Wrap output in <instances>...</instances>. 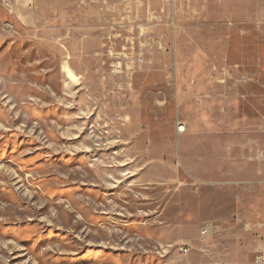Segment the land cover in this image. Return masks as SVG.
Returning a JSON list of instances; mask_svg holds the SVG:
<instances>
[{
	"label": "rangeland",
	"instance_id": "374dc122",
	"mask_svg": "<svg viewBox=\"0 0 264 264\" xmlns=\"http://www.w3.org/2000/svg\"><path fill=\"white\" fill-rule=\"evenodd\" d=\"M251 168L264 0H0V264H256Z\"/></svg>",
	"mask_w": 264,
	"mask_h": 264
},
{
	"label": "crops",
	"instance_id": "0c3cea01",
	"mask_svg": "<svg viewBox=\"0 0 264 264\" xmlns=\"http://www.w3.org/2000/svg\"><path fill=\"white\" fill-rule=\"evenodd\" d=\"M258 176H260V171L253 168L237 175L236 207L239 215L238 222L242 229L252 225L254 229L262 233L264 231V199H258V197L261 196L259 188L264 186V181L260 180ZM256 207L259 208L256 209ZM255 250L259 251L258 254L263 253L264 256L263 237L257 241Z\"/></svg>",
	"mask_w": 264,
	"mask_h": 264
},
{
	"label": "built area",
	"instance_id": "2783aa9c",
	"mask_svg": "<svg viewBox=\"0 0 264 264\" xmlns=\"http://www.w3.org/2000/svg\"><path fill=\"white\" fill-rule=\"evenodd\" d=\"M3 4L6 6L7 9L13 11L14 9V2L15 0H2ZM215 229V226L213 223H208L206 224L204 227H202L201 229V233L202 234H209L211 233L213 230ZM181 251L185 254H187L190 250V248L188 246H182L180 247ZM256 264H262L264 263V256L263 253H260L256 256Z\"/></svg>",
	"mask_w": 264,
	"mask_h": 264
},
{
	"label": "bare ground",
	"instance_id": "6f19581e",
	"mask_svg": "<svg viewBox=\"0 0 264 264\" xmlns=\"http://www.w3.org/2000/svg\"><path fill=\"white\" fill-rule=\"evenodd\" d=\"M68 70L71 83L80 84V75L76 74L72 69H70V67H68ZM185 129V127L181 128L182 131H184Z\"/></svg>",
	"mask_w": 264,
	"mask_h": 264
}]
</instances>
